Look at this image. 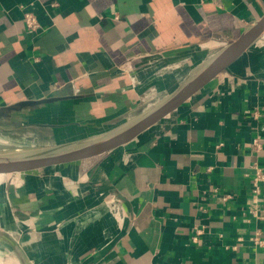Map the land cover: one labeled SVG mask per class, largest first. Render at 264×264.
<instances>
[{
    "label": "crops",
    "instance_id": "1",
    "mask_svg": "<svg viewBox=\"0 0 264 264\" xmlns=\"http://www.w3.org/2000/svg\"><path fill=\"white\" fill-rule=\"evenodd\" d=\"M263 14L264 0H0V131L42 148L112 129ZM257 167L264 32L128 143L7 181L0 264H264Z\"/></svg>",
    "mask_w": 264,
    "mask_h": 264
},
{
    "label": "water",
    "instance_id": "2",
    "mask_svg": "<svg viewBox=\"0 0 264 264\" xmlns=\"http://www.w3.org/2000/svg\"><path fill=\"white\" fill-rule=\"evenodd\" d=\"M263 32L264 14L256 22L248 26L237 39L194 68L164 98L112 129L63 144L20 153H0V175H4L1 182L20 180L23 174L38 170L56 169L67 164L89 160L128 143L184 104L218 73L242 56ZM51 100L47 98L31 102L25 101L19 103V106L27 107L29 104H40ZM21 180L23 181V179Z\"/></svg>",
    "mask_w": 264,
    "mask_h": 264
},
{
    "label": "rangeland",
    "instance_id": "3",
    "mask_svg": "<svg viewBox=\"0 0 264 264\" xmlns=\"http://www.w3.org/2000/svg\"><path fill=\"white\" fill-rule=\"evenodd\" d=\"M50 134L51 133H49V135ZM41 137L43 138L45 136H40V134L36 132H31L28 134V133H23L22 131H18L15 133H9L8 131H0V153H8V151H10L8 149H12V148H22V147L27 148L24 151L37 149L34 147L41 148L40 145L39 146L33 145L40 143L39 140L41 139ZM12 150H18V149H12ZM3 178L4 175L2 177V180ZM6 182L7 181H3L0 183V195H3L5 194V192L8 191V187L7 186L5 187Z\"/></svg>",
    "mask_w": 264,
    "mask_h": 264
},
{
    "label": "built area",
    "instance_id": "4",
    "mask_svg": "<svg viewBox=\"0 0 264 264\" xmlns=\"http://www.w3.org/2000/svg\"><path fill=\"white\" fill-rule=\"evenodd\" d=\"M25 23L29 30L36 31L40 27V24L36 16L32 12H28L25 15ZM259 181L264 182V174L259 167L256 168L255 178H254V191L258 192L260 190ZM226 198V197H225ZM255 244L264 247V237H260L259 234L254 238Z\"/></svg>",
    "mask_w": 264,
    "mask_h": 264
},
{
    "label": "bare ground",
    "instance_id": "5",
    "mask_svg": "<svg viewBox=\"0 0 264 264\" xmlns=\"http://www.w3.org/2000/svg\"><path fill=\"white\" fill-rule=\"evenodd\" d=\"M12 149H19V150H12ZM12 149H8V150H10V151H8V152H17V151H19V152H17V153H20V152H23L24 150H26L27 148H25V147H22V148H12ZM2 177H3V175H0V182L2 181Z\"/></svg>",
    "mask_w": 264,
    "mask_h": 264
},
{
    "label": "trees",
    "instance_id": "6",
    "mask_svg": "<svg viewBox=\"0 0 264 264\" xmlns=\"http://www.w3.org/2000/svg\"><path fill=\"white\" fill-rule=\"evenodd\" d=\"M64 117H68V114H67V113H65V114H64V116H63V118H64Z\"/></svg>",
    "mask_w": 264,
    "mask_h": 264
}]
</instances>
